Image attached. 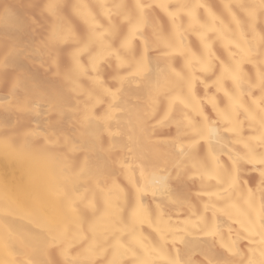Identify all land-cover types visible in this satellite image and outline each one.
<instances>
[{
	"label": "bare ground",
	"instance_id": "bare-ground-1",
	"mask_svg": "<svg viewBox=\"0 0 264 264\" xmlns=\"http://www.w3.org/2000/svg\"><path fill=\"white\" fill-rule=\"evenodd\" d=\"M139 2L0 0V264H264L261 0Z\"/></svg>",
	"mask_w": 264,
	"mask_h": 264
},
{
	"label": "snow or ice",
	"instance_id": "snow-or-ice-1",
	"mask_svg": "<svg viewBox=\"0 0 264 264\" xmlns=\"http://www.w3.org/2000/svg\"><path fill=\"white\" fill-rule=\"evenodd\" d=\"M157 6L165 8V9L167 8V5H165V4H158ZM47 7L50 9H54L55 7H57V5L55 3H50L49 5H47ZM78 7H81V6L72 5L73 10H76ZM135 7H136V9L139 10V17H138V21H137V26L130 27L128 36L125 39L120 41V49H127L131 46V41L137 35V32L139 31V25L143 20L144 9L150 8V7H152V5L151 4H143V3H140L139 0H137ZM260 7L262 9H264V0H261ZM85 22L89 25V35L86 38V43H85V47H87L89 44H91L93 42L92 41V34L95 33V31L98 27H100V24L95 20V18H92L91 21L86 20ZM109 25H110L109 31H110L111 35L115 36L116 35V26L111 24L110 18H109ZM68 31H69V35L71 36V34H72L71 28H69ZM118 51H119V49H117V52ZM238 70H239V67L237 66L236 71H238ZM258 78L260 81L259 86L261 87L262 90H264V72H259ZM232 79L234 80V82L237 83V87H239L238 77L236 75H233ZM230 99H231V97H230ZM105 118H108V117L106 116ZM261 124H262V127H264V120H262ZM226 130H231V129H226ZM261 141L264 142V132H262V134H261ZM249 162H255V161H249ZM258 162L261 165H264V154H262L260 156ZM235 164H236V162L234 161L233 162L234 167H235ZM261 177H262L261 184L264 185V168L261 169ZM136 214H137L136 212L133 213V215H136ZM261 227L264 228V204H262ZM262 242H264V241H262ZM29 264H32V262H29ZM42 264H50V262L44 261V262H42Z\"/></svg>",
	"mask_w": 264,
	"mask_h": 264
}]
</instances>
